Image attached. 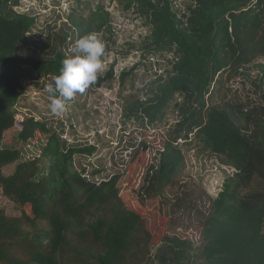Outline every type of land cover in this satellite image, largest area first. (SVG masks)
I'll return each mask as SVG.
<instances>
[{
  "label": "trees",
  "instance_id": "trees-1",
  "mask_svg": "<svg viewBox=\"0 0 264 264\" xmlns=\"http://www.w3.org/2000/svg\"><path fill=\"white\" fill-rule=\"evenodd\" d=\"M124 1L125 10L135 9L151 25L139 49L143 58L172 52L176 60L171 74L156 76L148 86L152 96L125 108L126 116L141 112L153 123L175 95L182 97L175 106L174 135L156 150L158 162L149 166L137 189L136 167L151 141L157 143L155 136L140 133L124 173L93 181L85 168L74 169V157L91 156L94 146L69 145L47 122L15 108L24 83L38 86V78L52 77L53 84L67 56L59 45L52 57L41 56L38 42L28 37L36 18L13 11L19 0H0V188L19 212L10 216L0 209V264H264V141L259 138L264 88L259 85L260 108L250 111L241 103L207 102L217 75L253 68L264 72L255 63L264 58V0H192L180 16L171 0ZM97 9L84 18L70 15L71 32L57 34V43L64 45L72 36L73 44L110 28L108 13ZM111 78L112 70L105 79ZM14 128L19 129L16 137L5 143ZM190 134L202 144L203 155L234 170L216 198L180 177L184 156L176 142L183 138L190 145ZM41 140L40 156L19 162L24 144ZM47 160L50 167L41 174ZM105 171L95 169L92 175ZM175 187L171 210L185 207L200 217V242L147 229L124 202L133 197L146 205L152 198H168ZM153 247H165L162 256L153 254Z\"/></svg>",
  "mask_w": 264,
  "mask_h": 264
},
{
  "label": "rangeland",
  "instance_id": "rangeland-1",
  "mask_svg": "<svg viewBox=\"0 0 264 264\" xmlns=\"http://www.w3.org/2000/svg\"><path fill=\"white\" fill-rule=\"evenodd\" d=\"M124 3V0H19V5L13 11L36 18V23L28 37L38 42L37 47L41 56L47 58L53 56L54 49L58 45L67 57L72 55L71 48L74 45L72 36H68L64 45L57 43L56 38L57 34L71 32L70 15L84 18L91 12H96L98 5L102 6L110 17V28H104L100 31L102 33L96 34L105 47L102 57L103 68L98 73V78L105 79L110 70H112V78L105 79L100 84L96 80L83 93H77L68 101L62 114L53 115L50 112L47 92V87L52 84L53 78L40 77L36 80L38 86L34 81L24 83L25 93L18 99L15 108L28 116H33L36 120L47 122V126L60 134L69 145L94 146L95 150L91 156L74 157V169L80 172L85 168L84 175L93 181H100L101 177L108 174L124 173L137 148L140 133L146 132L155 136L157 143L151 141L145 160L139 162L136 167L137 189L143 185L144 175L149 166L158 162L156 150H161L162 144L174 135V125L178 119L175 106L182 101V97L175 95L165 106L162 116L153 123H149V119L141 112L139 115L126 116L125 108H130L138 99L141 101L149 99L152 94L151 87L148 86L154 82L156 76L166 77L171 74L176 60L172 52L151 54L143 58L139 49L148 41L151 25L135 9L125 10ZM171 3L173 10L180 16L188 13L187 9L193 2L171 0ZM73 32L76 34L77 31ZM236 74V71L228 70L226 74L222 73L215 78L210 88L208 104L241 103L247 111L260 108L259 85L261 84L260 88H264L263 70L243 69L240 76L235 78ZM230 78L241 81L238 90L228 87L229 84H235ZM261 127L263 133L259 138L264 141V120L261 122ZM18 130L14 128L7 133L4 138L5 143L16 137ZM188 137L190 145L185 144L183 138L176 142L179 143L184 156V167L180 177H183L185 182L195 183L210 194L211 198H215L217 187L220 189L225 178L231 176L234 170L224 167L215 156L203 155V152L199 151L202 149V144L191 137V134ZM44 145V140L35 144H24L19 162L39 157ZM14 167L15 164L7 172H12ZM49 167L48 160L42 162L41 174L46 173ZM104 167L105 172L92 175L95 169ZM176 190V187L168 190L169 199L164 196L162 199L152 198L147 200L146 205L136 204L133 197L124 202L142 216L147 229L154 232L159 229L163 232L166 229V233L170 236H188L195 242H200L202 231L200 217L185 207L179 211L171 210L170 198ZM0 209H4L10 216L19 215L12 203L2 196L1 188ZM26 209L28 210L27 207ZM164 249L165 247H153L151 251L155 255L162 256ZM156 264H161V260Z\"/></svg>",
  "mask_w": 264,
  "mask_h": 264
},
{
  "label": "clouds",
  "instance_id": "clouds-1",
  "mask_svg": "<svg viewBox=\"0 0 264 264\" xmlns=\"http://www.w3.org/2000/svg\"><path fill=\"white\" fill-rule=\"evenodd\" d=\"M104 52L103 42L94 33L86 34L75 41L71 48L72 55L63 60L60 73L55 77L54 83L47 87L50 112L53 115L62 114L68 101L77 93H83L96 80L102 78H98V73L103 68L102 57ZM255 63L264 66V58H258ZM241 71L243 69L238 70L235 78L240 76ZM235 78H230V80L235 81ZM246 110L247 108L244 109V111ZM222 186L220 189L217 187L216 197L222 191Z\"/></svg>",
  "mask_w": 264,
  "mask_h": 264
},
{
  "label": "built area",
  "instance_id": "built-area-1",
  "mask_svg": "<svg viewBox=\"0 0 264 264\" xmlns=\"http://www.w3.org/2000/svg\"><path fill=\"white\" fill-rule=\"evenodd\" d=\"M241 82V81H240ZM240 82H238V81H234V85L233 84H229V87L231 88H233L235 91L236 90H238L239 89V85H240Z\"/></svg>",
  "mask_w": 264,
  "mask_h": 264
}]
</instances>
